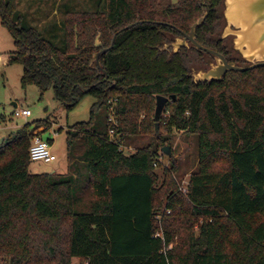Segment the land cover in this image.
I'll use <instances>...</instances> for the list:
<instances>
[{
    "label": "trees",
    "instance_id": "obj_1",
    "mask_svg": "<svg viewBox=\"0 0 264 264\" xmlns=\"http://www.w3.org/2000/svg\"><path fill=\"white\" fill-rule=\"evenodd\" d=\"M20 1L0 0V18L22 85L53 87L67 110L95 101L67 131V173L30 170L29 124L0 144V264H264V66L195 79L193 55L211 54L171 45L206 11L196 39L241 65L217 35L224 0H99L66 12L61 46L27 22ZM104 47L100 68L93 58ZM173 94L157 128L156 95ZM163 120L198 137L186 192L172 155L158 184V154L171 142L159 134ZM111 128L121 142L138 133L152 141L127 153Z\"/></svg>",
    "mask_w": 264,
    "mask_h": 264
},
{
    "label": "rangeland",
    "instance_id": "obj_2",
    "mask_svg": "<svg viewBox=\"0 0 264 264\" xmlns=\"http://www.w3.org/2000/svg\"><path fill=\"white\" fill-rule=\"evenodd\" d=\"M177 1L178 0H156V3L161 6L169 2ZM98 3L99 0H21L18 4V8L29 24L39 28L46 36L52 38L61 46L63 45L61 24L66 12L68 10L93 11L98 6ZM226 10L227 3L226 0H224L222 6L223 17L218 27L217 35L218 37L220 35L227 36L225 40L229 42L228 47L232 55H239L238 57H241L242 55L239 54L240 49L236 46L237 31H239L240 28L234 24L235 27L231 26L232 24H230L226 17ZM48 23H53L52 28L48 27ZM175 43L188 44L183 37H178ZM15 50L14 38L0 18V117H6L7 124L12 129H17L25 124H29V129L33 130L40 123V126L36 128L37 130L35 132L39 134L43 131L41 135L46 139H50L52 150L57 156V159L52 162L32 161L30 170L33 173H67L70 170L67 131L70 126L76 122L88 120L90 118L91 106L95 98L88 95L72 109L67 110L56 99L53 87H49L43 92L35 84L24 87L21 82L23 75L22 64L9 62L10 55L13 54ZM215 60L216 64H218L219 61L217 58ZM205 61L208 62L211 60H209L208 57L204 58L203 56L199 57L193 55L191 68L194 69L193 76L195 79H198L197 76L207 72L198 71L197 69V67L202 65ZM254 61L255 60L245 59V62L238 64L245 66L252 64ZM214 63L215 62L212 63L211 69L216 66ZM16 103L18 107L30 108L32 111L31 116L14 117L13 111L16 108ZM168 115L169 109L166 108L161 118L164 119ZM145 116V113H142L140 120ZM162 122L163 125L159 129V134L171 138L169 144L170 155L174 157L178 165V170L174 172L175 179L180 186V190L186 192L190 176L198 165V137L195 134L179 131L177 129L170 131L165 127V121L163 120ZM35 132L34 134H36ZM152 137L153 135L148 133L130 135L122 142V148L125 152L131 153L138 147L147 145L152 141ZM158 155H160V166H158L160 179L158 184L161 185L165 178L164 169L172 170V163L169 159V155L163 153L162 150H160Z\"/></svg>",
    "mask_w": 264,
    "mask_h": 264
},
{
    "label": "water",
    "instance_id": "obj_3",
    "mask_svg": "<svg viewBox=\"0 0 264 264\" xmlns=\"http://www.w3.org/2000/svg\"><path fill=\"white\" fill-rule=\"evenodd\" d=\"M226 3V17L228 21L230 24H234L240 28V30L237 31L236 46L240 49L245 59L255 61L250 65H237L235 62L228 61L225 55L218 50L201 44L196 39V28L200 26L205 19L207 15V12H205L192 25L189 33L182 32L186 39L191 41L197 49H201L214 55L219 61V63L214 68L208 70L202 75L197 76V78L200 80L211 81L213 79H221L226 74V72L230 70L245 71L258 66H264V0H226ZM99 36L100 35H98L96 40V46L101 47L102 43L99 40ZM171 45L176 51L181 44L172 42ZM108 49L109 48L104 47L94 54L93 61L96 60L97 65L100 68V54L106 52ZM175 97L176 96L174 94L171 96L156 95L155 120L157 128L159 127V120L163 110L167 105V102L170 100V98ZM5 138V136L0 137V144L5 141ZM163 151L167 155H170L171 153L169 146L163 147Z\"/></svg>",
    "mask_w": 264,
    "mask_h": 264
},
{
    "label": "built area",
    "instance_id": "obj_4",
    "mask_svg": "<svg viewBox=\"0 0 264 264\" xmlns=\"http://www.w3.org/2000/svg\"><path fill=\"white\" fill-rule=\"evenodd\" d=\"M115 106H116V102L112 101V105L110 106V118L113 122V124H117V119L115 116ZM167 107H165L166 109ZM164 109V110H165ZM163 110V112H164ZM162 112V114H163ZM32 111L30 108L28 107H16L15 110L13 111V116L14 117H29L31 116ZM4 124V120L0 117V130L2 129ZM36 133V132H35ZM110 136L112 139H114V141L120 143V145L122 146V142L120 139L115 138V129L111 128L110 131ZM2 136V133L0 132V137ZM29 153H30V158L32 161H44V162H52L54 160L57 159V156L55 155V153L52 150V144L51 142L44 138L41 134L36 133L34 135V138L32 140V144L30 146L29 149ZM73 264H81L79 260L74 261ZM85 264H89L88 262H86Z\"/></svg>",
    "mask_w": 264,
    "mask_h": 264
},
{
    "label": "flooded vegetation",
    "instance_id": "obj_5",
    "mask_svg": "<svg viewBox=\"0 0 264 264\" xmlns=\"http://www.w3.org/2000/svg\"><path fill=\"white\" fill-rule=\"evenodd\" d=\"M225 18V17H224ZM231 26H233V27H235L233 24L231 25ZM182 32H185V31H183V30H180V35H178V36H176V37H174V40L172 41V42H175L176 40H177V38L178 37H183L184 39H186V37H185V35L182 33ZM185 33H187V32H185ZM225 38H227V36H222V35H220L219 36V39H221L222 41H223V46H228L229 44V42H227L226 40H225ZM186 41L188 42V44H181L180 45V47L178 48V50L181 48V47H191V46H194V44L191 42V41H189L188 39H186ZM173 47V46H172ZM195 47V46H194ZM178 50H176V51H178ZM228 51H229V53H230V57L231 58H240V57H238L237 55L236 56H233L232 55V53H231V51H230V49H228ZM222 54H224L223 52H221ZM239 54L240 55H242L241 54V52L239 51ZM225 55V54H224ZM204 58L205 57H208V59L209 60H211V61H208V62H203V64L202 65H200L199 67H197V69H198V71H208V70H210L211 69V65H212V63L213 62H215L214 64H216V57L214 56V55H212L211 54V56H208V55H205V56H203ZM226 57V56H225ZM227 58V57H226ZM241 59H244L245 60V58L243 57V55L241 56ZM227 60L228 61H230V62H235V61H233V60H230L229 58H227ZM239 62H245V61H242V60H240ZM217 65V64H216ZM191 71H192V74L194 73V69L193 68H191ZM214 80V79H213Z\"/></svg>",
    "mask_w": 264,
    "mask_h": 264
},
{
    "label": "crops",
    "instance_id": "obj_6",
    "mask_svg": "<svg viewBox=\"0 0 264 264\" xmlns=\"http://www.w3.org/2000/svg\"><path fill=\"white\" fill-rule=\"evenodd\" d=\"M17 103H16V107H17ZM1 118L4 120V124H3V127L2 129L0 130V132L2 133V136H7L8 134H10L12 131L16 130V129H12L11 127H9V125L7 124V120H6V117L4 116H1ZM11 119V118H10ZM18 129V128H17ZM37 129L35 128L34 129V132L36 131ZM43 132V131H42ZM41 132V134H42ZM1 136V137H2Z\"/></svg>",
    "mask_w": 264,
    "mask_h": 264
}]
</instances>
